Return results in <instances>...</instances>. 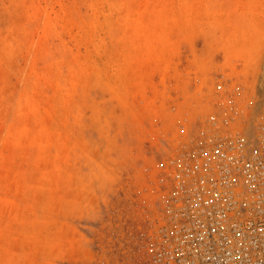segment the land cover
I'll use <instances>...</instances> for the list:
<instances>
[{
    "label": "rangeland",
    "instance_id": "1",
    "mask_svg": "<svg viewBox=\"0 0 264 264\" xmlns=\"http://www.w3.org/2000/svg\"><path fill=\"white\" fill-rule=\"evenodd\" d=\"M263 116L264 0H0V264L140 263L179 151Z\"/></svg>",
    "mask_w": 264,
    "mask_h": 264
},
{
    "label": "built area",
    "instance_id": "2",
    "mask_svg": "<svg viewBox=\"0 0 264 264\" xmlns=\"http://www.w3.org/2000/svg\"><path fill=\"white\" fill-rule=\"evenodd\" d=\"M165 175L138 264H264V116L185 145Z\"/></svg>",
    "mask_w": 264,
    "mask_h": 264
}]
</instances>
